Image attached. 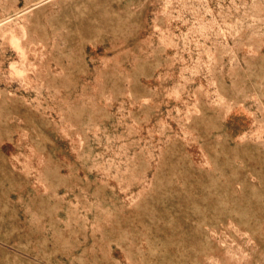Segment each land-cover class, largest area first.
<instances>
[{"label":"rangeland","instance_id":"374dc122","mask_svg":"<svg viewBox=\"0 0 264 264\" xmlns=\"http://www.w3.org/2000/svg\"><path fill=\"white\" fill-rule=\"evenodd\" d=\"M0 264H264V0H0Z\"/></svg>","mask_w":264,"mask_h":264}]
</instances>
